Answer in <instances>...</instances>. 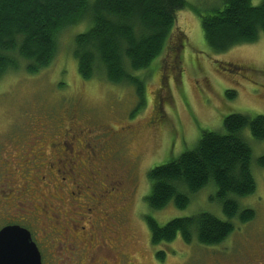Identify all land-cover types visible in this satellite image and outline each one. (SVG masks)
Instances as JSON below:
<instances>
[{"label": "rangeland", "instance_id": "1", "mask_svg": "<svg viewBox=\"0 0 264 264\" xmlns=\"http://www.w3.org/2000/svg\"><path fill=\"white\" fill-rule=\"evenodd\" d=\"M186 1L161 54L134 72L142 106L133 84L79 75L73 40L87 21L60 31L48 66L30 73L21 58L0 77V165L8 164L7 175L0 166V228L21 222L42 264H264V168L256 165L264 139L248 128L256 188L238 203L254 219L212 247L179 236L151 243L147 214L160 224L200 211L225 216L212 184L184 208L171 201L150 210L148 170L193 149L203 131L224 133L229 114L264 115V33L216 52L200 19L220 1Z\"/></svg>", "mask_w": 264, "mask_h": 264}, {"label": "trees", "instance_id": "2", "mask_svg": "<svg viewBox=\"0 0 264 264\" xmlns=\"http://www.w3.org/2000/svg\"><path fill=\"white\" fill-rule=\"evenodd\" d=\"M219 1L200 19L211 49L222 52L254 42L264 33V0L258 5L251 0ZM187 5L186 0H0V77L9 68L16 69L21 58L30 73L48 66L60 31L87 21L90 26L73 40L79 75L88 79L99 74L111 83L133 84L142 106L143 86L134 72L148 68L161 54L177 12ZM223 126L224 133L203 131L193 149L149 169L151 189L144 201L155 211L171 201L184 208L196 192L212 184L225 219L200 211L160 224L147 214L152 244L169 243L179 236L184 243L212 247L229 237L235 223L254 219V210L238 203V197L256 188L252 150L242 131L248 128L254 139H264V115L232 113ZM256 165L264 168V155ZM164 254L159 250L156 256L162 260Z\"/></svg>", "mask_w": 264, "mask_h": 264}, {"label": "water", "instance_id": "3", "mask_svg": "<svg viewBox=\"0 0 264 264\" xmlns=\"http://www.w3.org/2000/svg\"><path fill=\"white\" fill-rule=\"evenodd\" d=\"M0 264H42L41 253L28 229L20 225L0 229Z\"/></svg>", "mask_w": 264, "mask_h": 264}, {"label": "flooded vegetation", "instance_id": "4", "mask_svg": "<svg viewBox=\"0 0 264 264\" xmlns=\"http://www.w3.org/2000/svg\"><path fill=\"white\" fill-rule=\"evenodd\" d=\"M72 137H74V135H72ZM59 139H60V138H59ZM60 142H61V141H60ZM70 142H71V141H70ZM70 151H71V149H70ZM0 166H2L1 169L3 168V171H5L4 174L7 175L8 164L4 162V163H1ZM0 172H1V171H0ZM0 174H1V173H0ZM63 178H65V177H63ZM122 210H123V209H122ZM11 220H14V221H10V220H9V222L6 223V224H4V225H2V227H3V226H6V225H20V226H22V225H21L22 223H21V222H18V220H17V221H16V219H11ZM2 227H1V228H2ZM1 228H0V229H1ZM30 233H31V236H32V232H31V231H30ZM32 239H33V238H32ZM34 242H35V241H34Z\"/></svg>", "mask_w": 264, "mask_h": 264}]
</instances>
